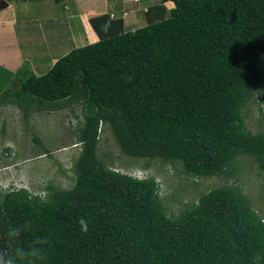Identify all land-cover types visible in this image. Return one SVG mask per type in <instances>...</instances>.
Wrapping results in <instances>:
<instances>
[{
    "label": "trees",
    "instance_id": "1",
    "mask_svg": "<svg viewBox=\"0 0 264 264\" xmlns=\"http://www.w3.org/2000/svg\"><path fill=\"white\" fill-rule=\"evenodd\" d=\"M145 16L133 29L91 16L97 41L40 75L23 63L2 92L0 103L24 111L79 105L81 119L70 187L0 191V251L39 238L37 264H264V217L237 187H212L170 215L153 175L116 170L97 154L107 126L129 157L207 177L244 155L264 175V131L246 129L242 113L264 88V0H161Z\"/></svg>",
    "mask_w": 264,
    "mask_h": 264
},
{
    "label": "rangeland",
    "instance_id": "2",
    "mask_svg": "<svg viewBox=\"0 0 264 264\" xmlns=\"http://www.w3.org/2000/svg\"><path fill=\"white\" fill-rule=\"evenodd\" d=\"M7 1L11 3L15 17L24 14L53 15L50 12V0ZM75 1L71 3L74 8H77L78 4L82 5L81 2ZM85 1L87 2L83 0V3ZM160 1L147 0L146 4L152 6L161 3ZM55 13L59 14L57 11ZM143 22L141 19L138 24ZM36 33L30 32L31 39L32 36L37 38L33 46L29 45L30 40L26 39L23 53L24 56L32 57L31 63L35 66V73L40 75L50 67V39L44 38L46 41L42 42L38 30ZM67 45L68 43H65L62 47ZM55 46L54 49L51 48V53L57 57L60 56L62 47L56 44ZM10 78L2 69L0 98L5 89H14V84L9 82ZM242 113L246 129L251 132L264 131V88L260 96L255 94L248 99ZM80 119L79 105L55 111H24L12 102L0 103V191L25 188L32 194L43 196L50 188L70 187L74 181L73 163L80 150L79 144L76 143ZM45 151L48 152L44 154ZM97 154L116 170L137 177L153 175L159 183L163 205L170 215H176L180 210L195 203L199 195L208 189L226 184L237 187L247 196L252 207L264 217V175L260 173L251 157H237L226 174L194 177L184 174L179 164L172 165L158 160L146 161L123 154L107 126L101 127Z\"/></svg>",
    "mask_w": 264,
    "mask_h": 264
},
{
    "label": "crops",
    "instance_id": "3",
    "mask_svg": "<svg viewBox=\"0 0 264 264\" xmlns=\"http://www.w3.org/2000/svg\"><path fill=\"white\" fill-rule=\"evenodd\" d=\"M72 1L64 0V7H62L50 0V12L53 15L24 14L21 17H15L16 14L8 1L7 6L0 9V72L2 69L7 72V75L11 77L9 82H14L16 79L14 75L23 63H27L35 73V66L31 63L32 57L24 56L23 53L27 40H30L28 43L31 46L36 41L37 37L30 38V32L34 34L38 30L42 42L46 41L44 38L50 39L48 60L51 66L59 57V55L54 57L51 53L56 47L55 44L62 47L68 43L66 47L61 48L59 53L61 56L74 47L98 40L97 33L89 23L91 16L108 13L112 18H121L125 29H133L145 24V12L151 6L146 4L147 0H87L85 3L83 0H76L75 2L79 1L82 5L77 3L78 7L74 8L73 5L71 6ZM164 5L168 9L173 6V3L166 1ZM56 11L59 14H56ZM141 19L144 22L138 24Z\"/></svg>",
    "mask_w": 264,
    "mask_h": 264
},
{
    "label": "clouds",
    "instance_id": "4",
    "mask_svg": "<svg viewBox=\"0 0 264 264\" xmlns=\"http://www.w3.org/2000/svg\"><path fill=\"white\" fill-rule=\"evenodd\" d=\"M81 230L88 231V221L85 218H80L78 221ZM20 229L13 228L8 237L10 240L16 238L19 235ZM45 241L37 238L34 239L27 248L14 247L10 248L9 252L0 251V264H37L38 261L44 259L43 245Z\"/></svg>",
    "mask_w": 264,
    "mask_h": 264
},
{
    "label": "water",
    "instance_id": "5",
    "mask_svg": "<svg viewBox=\"0 0 264 264\" xmlns=\"http://www.w3.org/2000/svg\"><path fill=\"white\" fill-rule=\"evenodd\" d=\"M8 2L6 0H0V9L6 7Z\"/></svg>",
    "mask_w": 264,
    "mask_h": 264
}]
</instances>
